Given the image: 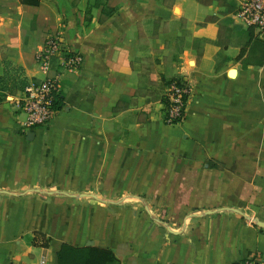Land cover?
Masks as SVG:
<instances>
[{"label":"crops","instance_id":"0c3cea01","mask_svg":"<svg viewBox=\"0 0 264 264\" xmlns=\"http://www.w3.org/2000/svg\"><path fill=\"white\" fill-rule=\"evenodd\" d=\"M94 1L0 0V75L10 59L44 77L34 54L55 33L83 55L46 125L25 132L0 92V264H57L63 243L118 264L264 258L262 37L216 2L105 0L101 20ZM174 78L191 93L167 125Z\"/></svg>","mask_w":264,"mask_h":264},{"label":"built area","instance_id":"2783aa9c","mask_svg":"<svg viewBox=\"0 0 264 264\" xmlns=\"http://www.w3.org/2000/svg\"><path fill=\"white\" fill-rule=\"evenodd\" d=\"M235 8L230 13L233 20L244 28H252L264 37V0H234ZM34 61L44 77L30 81L22 90L10 96L11 106L24 116L21 126L24 131L46 125L57 109V96L61 95V81L65 73L76 72L83 62V55L70 48L59 33L48 35L41 48L34 54ZM191 85L185 79H173L166 87L163 102V122L175 125L183 120L190 97ZM40 264H45L41 258ZM230 264H264L258 252H250Z\"/></svg>","mask_w":264,"mask_h":264},{"label":"trees","instance_id":"16d2710c","mask_svg":"<svg viewBox=\"0 0 264 264\" xmlns=\"http://www.w3.org/2000/svg\"><path fill=\"white\" fill-rule=\"evenodd\" d=\"M21 4L37 6L41 0H18ZM202 4L216 2L220 7L224 8L225 13H231L235 8L234 0H198ZM101 6V20L109 17L115 11L114 8L108 7L105 0H95L92 5L88 4L87 9L91 7ZM250 32H254L252 28H247ZM260 46L264 43V37L258 42ZM3 72L0 75V92L5 94H15L22 91L30 82L25 75L23 67L14 64L10 59L1 61ZM181 79V78H174ZM35 79H32L34 81ZM173 80V79H172ZM171 80V81H172ZM170 83V81H169ZM168 83V84H169ZM164 102V99L162 98ZM54 107L59 110L63 107V93L57 96ZM57 264H118V260L114 253L105 248L94 246L77 247L67 243H63L57 252Z\"/></svg>","mask_w":264,"mask_h":264},{"label":"rangeland","instance_id":"374dc122","mask_svg":"<svg viewBox=\"0 0 264 264\" xmlns=\"http://www.w3.org/2000/svg\"><path fill=\"white\" fill-rule=\"evenodd\" d=\"M231 19H233L232 17H231ZM234 21V20H233ZM244 28V27H243ZM246 30H248L247 28H245Z\"/></svg>","mask_w":264,"mask_h":264},{"label":"water","instance_id":"95a60500","mask_svg":"<svg viewBox=\"0 0 264 264\" xmlns=\"http://www.w3.org/2000/svg\"><path fill=\"white\" fill-rule=\"evenodd\" d=\"M31 134H32V133H31ZM31 134H30V135H31Z\"/></svg>","mask_w":264,"mask_h":264}]
</instances>
